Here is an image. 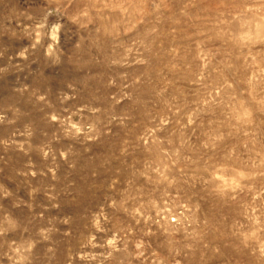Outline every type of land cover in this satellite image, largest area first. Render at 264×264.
Returning a JSON list of instances; mask_svg holds the SVG:
<instances>
[{"label": "rangeland", "instance_id": "1", "mask_svg": "<svg viewBox=\"0 0 264 264\" xmlns=\"http://www.w3.org/2000/svg\"><path fill=\"white\" fill-rule=\"evenodd\" d=\"M0 264H264V0H0Z\"/></svg>", "mask_w": 264, "mask_h": 264}]
</instances>
